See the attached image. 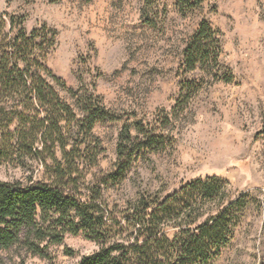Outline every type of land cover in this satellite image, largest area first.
<instances>
[{
  "label": "rangeland",
  "instance_id": "374dc122",
  "mask_svg": "<svg viewBox=\"0 0 264 264\" xmlns=\"http://www.w3.org/2000/svg\"><path fill=\"white\" fill-rule=\"evenodd\" d=\"M0 18L9 37L21 26L27 34L41 29L43 64L63 86L47 79L65 102L74 107L69 90L90 92L119 116L93 128L101 148L97 170L113 169L124 124L140 121L167 137L163 149L139 157L107 193L110 205L140 192L163 197L217 176L225 188L221 207L239 196L246 204L211 264H264V0H203L188 9L176 0H0ZM202 21L218 39L216 77L215 69L189 70L183 61ZM225 68L233 75L228 83L220 79ZM26 174L0 165V181ZM97 248L82 234H67L49 248L51 259L16 247L0 256L1 264H74Z\"/></svg>",
  "mask_w": 264,
  "mask_h": 264
},
{
  "label": "trees",
  "instance_id": "16d2710c",
  "mask_svg": "<svg viewBox=\"0 0 264 264\" xmlns=\"http://www.w3.org/2000/svg\"><path fill=\"white\" fill-rule=\"evenodd\" d=\"M176 1L188 9L203 0ZM5 24L0 18V165L27 174L0 181V252L24 248L51 259V246L67 234H82L98 248L74 264H211L231 241L245 197L221 207L224 181L212 175L163 197L140 192L110 205L107 193L139 157L163 149L167 137L140 121L124 124L113 169L97 170L101 148L93 128L119 116L90 92L69 90L74 107L65 102L47 79L63 86L43 64L41 29L27 34L21 26L9 37ZM215 35L200 22L183 49L189 70L215 69L216 77L222 65ZM220 79L228 83L233 75L225 68ZM184 85L188 90L190 84ZM212 206L216 210L209 212Z\"/></svg>",
  "mask_w": 264,
  "mask_h": 264
}]
</instances>
